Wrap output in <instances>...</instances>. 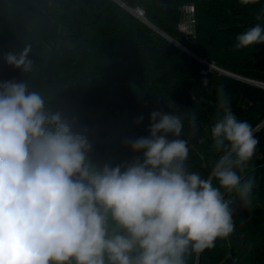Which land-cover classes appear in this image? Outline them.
Here are the masks:
<instances>
[{
  "label": "trees",
  "instance_id": "trees-1",
  "mask_svg": "<svg viewBox=\"0 0 264 264\" xmlns=\"http://www.w3.org/2000/svg\"><path fill=\"white\" fill-rule=\"evenodd\" d=\"M119 1L140 9L147 21L212 67L115 0H0V81L26 80L30 90L50 98L52 110L87 135L89 155L101 166L133 162L137 157L126 139L149 134L153 110L174 111L184 123L187 167L202 177L221 155L211 127L217 89L223 87L231 110L252 125L258 141L241 174L255 180L253 202L250 209L234 202L233 233L189 255L187 264H264V87L219 71L264 83V44L235 48L238 34L264 26V0L249 5L239 0ZM185 3L195 8L194 33L187 37L178 30ZM26 45L32 49L33 68L24 74L9 66L4 54ZM225 198L235 200L237 193Z\"/></svg>",
  "mask_w": 264,
  "mask_h": 264
},
{
  "label": "clouds",
  "instance_id": "clouds-1",
  "mask_svg": "<svg viewBox=\"0 0 264 264\" xmlns=\"http://www.w3.org/2000/svg\"><path fill=\"white\" fill-rule=\"evenodd\" d=\"M256 44L261 24L236 36V49ZM31 53L26 45L4 60L26 74ZM50 105L26 80L0 81V264H187L233 233L234 202L251 208L255 180L241 174L258 141L223 87L211 127L221 155L207 177L189 171L174 111L153 110L149 134L126 139L133 162L101 166L87 135Z\"/></svg>",
  "mask_w": 264,
  "mask_h": 264
},
{
  "label": "built area",
  "instance_id": "built-area-1",
  "mask_svg": "<svg viewBox=\"0 0 264 264\" xmlns=\"http://www.w3.org/2000/svg\"><path fill=\"white\" fill-rule=\"evenodd\" d=\"M194 27H195L194 5L191 3H185L182 6V18L178 23V30L184 37H187L194 33ZM257 85L260 87H264V83L262 82H257Z\"/></svg>",
  "mask_w": 264,
  "mask_h": 264
},
{
  "label": "water",
  "instance_id": "water-1",
  "mask_svg": "<svg viewBox=\"0 0 264 264\" xmlns=\"http://www.w3.org/2000/svg\"><path fill=\"white\" fill-rule=\"evenodd\" d=\"M119 5H121L122 7L126 8L128 11L132 12L130 10V8H127L126 6H124L123 4H121L119 2V0H115ZM133 13V12H132ZM143 22H145L148 26H150L151 28H153L155 31H157L159 34L163 35L164 37H166L167 39H169L173 44H175L177 47H179L180 49H182L184 52H186L187 54H189L190 56L194 57L195 59H197L198 61H201L202 63L206 64V65H210L209 63H207L205 60L197 57L196 55L192 54V52H190L187 48H185L183 45H181L180 43H178L177 41H175L174 39H172L171 37H169L168 35H166L163 31H161L160 29H158L157 27L153 26V24H151L149 21H147L146 19H141ZM212 67V65H210ZM214 67V66H213ZM215 68V67H214ZM217 69V68H215ZM218 70V69H217ZM220 72L226 74V75H229V76H232L234 78H237V79H240V80H245V81H250V80H246L244 78H241L239 76H236V75H233V74H230L228 72H224V71H221L219 70ZM251 83L253 84H256L257 85V82L256 81H250Z\"/></svg>",
  "mask_w": 264,
  "mask_h": 264
},
{
  "label": "bare ground",
  "instance_id": "bare-ground-1",
  "mask_svg": "<svg viewBox=\"0 0 264 264\" xmlns=\"http://www.w3.org/2000/svg\"><path fill=\"white\" fill-rule=\"evenodd\" d=\"M121 4H122V2L121 1H119ZM124 5V4H123ZM125 6V5H124ZM127 7V6H126ZM128 8V7H127ZM132 12H134L139 18H141V19H144L145 20V18L143 17V15H142V11L139 9H136V10H132V9H130ZM154 26V25H153Z\"/></svg>",
  "mask_w": 264,
  "mask_h": 264
},
{
  "label": "rangeland",
  "instance_id": "rangeland-1",
  "mask_svg": "<svg viewBox=\"0 0 264 264\" xmlns=\"http://www.w3.org/2000/svg\"><path fill=\"white\" fill-rule=\"evenodd\" d=\"M139 10V9H138ZM130 12V11H129ZM130 13H132V12H130ZM133 15H135L138 19H140L141 20V18H139L134 12L132 13ZM242 78V77H241ZM245 79V78H244ZM246 80H248V79H246ZM242 81H245V80H242ZM250 81H252V80H250ZM249 81V82H250ZM246 82H248V81H246ZM253 82V81H252ZM251 83V82H250Z\"/></svg>",
  "mask_w": 264,
  "mask_h": 264
}]
</instances>
